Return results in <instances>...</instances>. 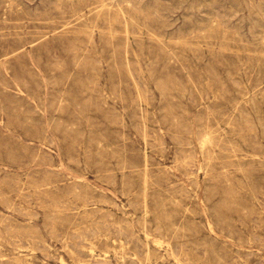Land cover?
<instances>
[{
    "label": "rangeland",
    "instance_id": "obj_1",
    "mask_svg": "<svg viewBox=\"0 0 264 264\" xmlns=\"http://www.w3.org/2000/svg\"><path fill=\"white\" fill-rule=\"evenodd\" d=\"M0 264H264V0H0Z\"/></svg>",
    "mask_w": 264,
    "mask_h": 264
},
{
    "label": "bare ground",
    "instance_id": "obj_2",
    "mask_svg": "<svg viewBox=\"0 0 264 264\" xmlns=\"http://www.w3.org/2000/svg\"><path fill=\"white\" fill-rule=\"evenodd\" d=\"M58 9V8H57ZM209 145V144H208ZM197 181V180H196ZM34 241V240H33ZM122 243V242H121ZM127 246V245H126ZM23 249V248H22ZM25 257V256H24ZM99 257V256H98Z\"/></svg>",
    "mask_w": 264,
    "mask_h": 264
}]
</instances>
